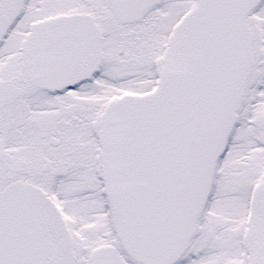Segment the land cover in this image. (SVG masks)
<instances>
[{"label": "snow or ice", "instance_id": "obj_1", "mask_svg": "<svg viewBox=\"0 0 264 264\" xmlns=\"http://www.w3.org/2000/svg\"><path fill=\"white\" fill-rule=\"evenodd\" d=\"M0 264H264V0H0Z\"/></svg>", "mask_w": 264, "mask_h": 264}]
</instances>
